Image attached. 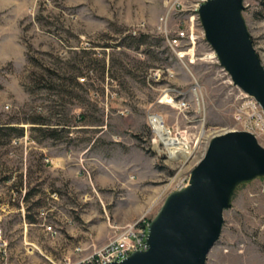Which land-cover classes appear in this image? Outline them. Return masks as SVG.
Returning <instances> with one entry per match:
<instances>
[{"label":"rangeland","instance_id":"obj_1","mask_svg":"<svg viewBox=\"0 0 264 264\" xmlns=\"http://www.w3.org/2000/svg\"><path fill=\"white\" fill-rule=\"evenodd\" d=\"M201 2L0 0V264L78 262L151 222L213 136L247 130ZM244 5L264 66V0ZM159 134L190 154L177 159ZM207 264H264V177L237 188Z\"/></svg>","mask_w":264,"mask_h":264},{"label":"water","instance_id":"obj_2","mask_svg":"<svg viewBox=\"0 0 264 264\" xmlns=\"http://www.w3.org/2000/svg\"><path fill=\"white\" fill-rule=\"evenodd\" d=\"M245 0H207L198 9L219 65L264 111V66L243 16ZM264 177V148L247 131L213 136L188 185L170 193L148 227L147 251L111 264H207L237 188Z\"/></svg>","mask_w":264,"mask_h":264},{"label":"built area","instance_id":"obj_3","mask_svg":"<svg viewBox=\"0 0 264 264\" xmlns=\"http://www.w3.org/2000/svg\"><path fill=\"white\" fill-rule=\"evenodd\" d=\"M207 0H202L201 4L205 3ZM198 5L197 7H199ZM189 34L181 32L176 36L171 42L175 47H178L182 41L188 40ZM192 39V37H190ZM213 59H217L215 52H213ZM194 94L198 95L194 90ZM245 99V107L249 109L245 114L249 118L245 121L242 116H238L237 120L239 123H243L247 132H264V111L261 106L256 102L255 99L242 94ZM188 100L184 97L183 99L177 101L176 107L179 109H186L188 107ZM250 114V115H249ZM251 118H256V125L253 127L249 121ZM262 122V123H261ZM189 183V180H188ZM182 190V189H179ZM178 190V191H179ZM150 222L143 220L137 222L135 228H130L128 231H123L105 246L94 250L89 255L85 256L81 260L75 263H65V264H111L118 263L132 254L140 251H147L149 246L146 242L148 235V227Z\"/></svg>","mask_w":264,"mask_h":264},{"label":"bare ground","instance_id":"obj_4","mask_svg":"<svg viewBox=\"0 0 264 264\" xmlns=\"http://www.w3.org/2000/svg\"><path fill=\"white\" fill-rule=\"evenodd\" d=\"M160 140L166 145L167 149L172 153L177 159L187 158V154H190L185 150L184 144L179 140L168 141V139L159 134Z\"/></svg>","mask_w":264,"mask_h":264},{"label":"trees","instance_id":"obj_5","mask_svg":"<svg viewBox=\"0 0 264 264\" xmlns=\"http://www.w3.org/2000/svg\"><path fill=\"white\" fill-rule=\"evenodd\" d=\"M130 38L134 41V42H137V44H143L144 43V41H146V36H140L139 38H137V37H134V36H130ZM34 124H40V123H34ZM12 129V131H19L18 132V137H23L24 136V128H21V129H16V128H14V127H11ZM34 129H36V128H34ZM37 129H40V128H37Z\"/></svg>","mask_w":264,"mask_h":264}]
</instances>
